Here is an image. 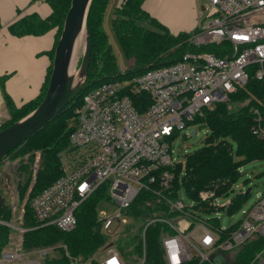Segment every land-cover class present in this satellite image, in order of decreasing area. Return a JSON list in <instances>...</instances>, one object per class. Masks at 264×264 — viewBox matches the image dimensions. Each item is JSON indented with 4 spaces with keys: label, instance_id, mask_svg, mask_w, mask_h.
Returning a JSON list of instances; mask_svg holds the SVG:
<instances>
[{
    "label": "built area",
    "instance_id": "2783aa9c",
    "mask_svg": "<svg viewBox=\"0 0 264 264\" xmlns=\"http://www.w3.org/2000/svg\"><path fill=\"white\" fill-rule=\"evenodd\" d=\"M204 1V11L199 13L200 34L191 41L196 38V43L216 46L220 54L185 51L171 64L88 89L75 109L67 144L59 153L61 175L28 199L37 226L72 230L79 204L102 186V200L116 209L111 216L99 218L102 232L110 235L126 223L127 209L137 194L149 191L163 200L166 208L146 214L142 250L145 228L160 222L171 230L160 237L166 264L201 263L216 255L224 264H233L249 242L259 247L247 264H264V192L228 226L219 225L216 218L202 217L198 211L201 206L195 207L194 201L186 204L178 195H168L173 169L183 162L172 155L171 139L184 128L200 126L193 120L202 111L226 102L248 79L259 80L264 74V0ZM124 68L120 66L119 72ZM131 93L146 95L147 103L138 100L141 111L133 105ZM252 113L250 132L264 140V115L256 108ZM217 197L200 192L198 201L209 200L211 212L222 211L228 204L217 205ZM11 206L10 217H0V227L9 230L7 243L0 249V264H41L43 251L34 254L20 249L22 234L28 228L21 225L22 213L15 214ZM143 258L141 255L140 264ZM97 262L125 264L111 242Z\"/></svg>",
    "mask_w": 264,
    "mask_h": 264
},
{
    "label": "trees",
    "instance_id": "16d2710c",
    "mask_svg": "<svg viewBox=\"0 0 264 264\" xmlns=\"http://www.w3.org/2000/svg\"><path fill=\"white\" fill-rule=\"evenodd\" d=\"M41 2L48 5L49 14L43 18L36 13L29 14L21 20L22 27L17 31L24 34L42 35L54 29V26L57 27V30L54 29L55 37L49 52L50 62L44 82L36 98L20 107L9 106V118L0 125V129L34 108L46 87L53 49L70 0H42ZM109 2L110 0H91L90 2L85 26L91 41V54L86 81L78 95L57 115L8 153L11 154L19 149L22 153L31 154L32 151L40 153V161L34 160L36 161V172L32 181L31 170H28L27 164H18L14 172L17 177L22 174L15 183L16 197L21 199L24 194H28L21 206V225L28 230L22 234L20 249L25 251L50 247L52 251L47 254L42 253L39 257L41 264H98L96 256L104 251L107 244V240L105 241L107 234L102 232L95 211V204L105 198L102 186H98L79 204L75 210L76 225L67 232H60L53 226L35 227L37 224L28 206L30 197L61 175L59 152L67 144L68 133L71 129L70 125L67 126V120L71 117V107L75 103L80 104L82 95L101 82L113 80L119 76L138 75L146 69L175 62L191 44L190 39L195 32L193 30L172 34L165 26L143 11L142 0H121L112 12L111 27L123 56L126 61L132 62L128 69L125 67L121 73L102 27ZM143 19H148L154 28L143 27L141 25ZM204 47L211 53L220 54L221 52L216 50V46L210 44ZM77 61L79 62V59ZM130 97L138 111L143 108L139 106L138 100H144L147 103L144 93L139 95L131 93ZM253 108L264 115V74L259 80L248 79L242 87L228 95L226 102L215 103L212 108L202 111L200 116L194 118L195 123L206 129L203 144L196 150L185 154L184 163L182 162L183 169L180 165L182 163L177 164L173 169L174 179L170 188V197L179 196V192L182 191L185 198L195 202V207L201 206L198 211L209 214L211 212L209 200L199 202V193L208 192L212 196L227 195L239 176L238 168L248 161L264 158V141L253 136L249 129L254 118ZM233 144H235L234 149ZM247 193H237L222 211L226 214L234 212ZM165 208L163 200L149 191H141L134 198L127 209V214L141 223L138 230L136 231L135 227L134 232L131 233L129 238H132V241L129 245L126 243L122 246L123 248L114 246L125 264V256L131 255L128 254L131 249L133 254L135 253L136 256L140 254L141 257V231L144 225V214L151 215ZM0 217L5 219L10 217L9 207L2 202L0 203ZM213 224L218 223L213 221ZM164 232L171 233V230L160 222H155L145 228L143 263L166 264L160 247V237ZM8 233L9 230L6 227H0V249L6 245ZM258 247L259 244L254 242L243 245L233 264H247ZM181 264L213 263L212 260L201 263L191 260Z\"/></svg>",
    "mask_w": 264,
    "mask_h": 264
},
{
    "label": "rangeland",
    "instance_id": "374dc122",
    "mask_svg": "<svg viewBox=\"0 0 264 264\" xmlns=\"http://www.w3.org/2000/svg\"><path fill=\"white\" fill-rule=\"evenodd\" d=\"M113 8H114L113 5H110V4L108 5V8L106 9V12H105V17L103 19L102 27L106 33L107 40L111 46V49L115 56V60H116L118 70H119L120 66H122V68L126 67L127 62L120 50V47L117 43V40L113 32V29L111 27V17H112ZM28 16L29 15L20 16L14 22L15 28L18 29L22 27L21 20ZM200 24H199V27H200ZM141 25L148 29L154 28L152 24L149 23L148 19H143ZM199 27L193 33V37H196L200 34ZM53 28L54 29L56 28L55 30H57L56 26H54ZM195 39H193L191 41V44L188 45V47L185 49L186 52L188 53H196V52L211 53L210 50H207L204 47V46H207L208 43L207 44L196 43ZM81 47L82 46L80 45L78 48L77 60L79 59V56H80ZM119 63H120V66H119ZM132 76L133 75L119 76L116 79L117 80H128ZM78 105L79 103L78 104L75 103V105L71 107L70 109L71 117H68L67 126H69L72 123L73 118L75 117V109L78 107ZM191 130L193 131V135L191 134ZM205 133H206V129L204 127H200L196 125H192L190 127L184 128L181 131H178L177 134L170 141L172 155L175 158L179 157L181 160L182 158H184L186 153H190L196 150L203 144V138L205 137ZM232 147L234 149L235 144H233ZM21 151H22L21 149H19L16 152L14 151L0 160V203L1 202L5 203L8 207H10L13 204L14 205L13 207L16 209L15 214H17L18 212H22L21 206H23L22 203L26 199L28 194H24L21 199L16 197V194L14 191L15 183L17 182V179L18 180L20 179L22 174H20L18 178L16 176V173L14 172V169L17 167L18 164H27L29 166L28 170H31V181H32L34 177V173L36 172V166H35L36 161L34 160L37 159L38 162L40 161L39 152L37 153V152L32 151V153L30 154L29 152L22 153ZM30 156H32L31 159H30ZM183 163L180 164L182 169H183ZM247 189L248 191H246ZM239 192L241 193L248 192V193L245 196V198L242 199L238 208L231 214H226L223 211H217V212H210L209 214L205 212H200V215L204 218H216L219 225L221 226H228L238 221L242 216V212L245 211L256 200L257 195L261 192H264V158L248 161L244 163L242 166H240L239 176L234 182V184L232 185V190L225 196L217 197L216 198L217 205L226 206ZM168 195L170 196V192ZM179 197H181L186 204L191 203V200L185 198V195L182 191L179 192ZM115 210H116L115 206L108 200H99L95 204V211H96L97 217L99 218L111 216V214L115 212ZM157 212L158 211H155L154 213H157ZM10 215H11V211H10ZM126 218H127L126 223L119 224L117 229L114 232H112V230L114 227H116V223L112 225L111 227L112 233L106 236L105 241L107 240V242H111L113 246L115 247L116 246L122 247L126 243H128V245L130 244V241H132V238H129V237L131 236V233L134 232L135 227H136V231L138 230V226L141 222L135 220L130 214L126 215ZM144 218H146V216H144ZM213 221L214 220H211V222ZM35 227H37V225H35ZM126 240H128V242ZM103 250H105V247ZM25 251H28L31 253H38L39 251L41 252L43 251L42 253L47 254L50 251H52V249L48 247V248L32 249V250H25ZM128 252H129L128 254L129 255L131 254V255L125 256L126 264H140L141 262L140 254H137L136 256L135 253L133 254L132 249ZM139 253H140V250H139ZM143 254H144V247L142 250V246H141V255ZM102 255H103V251L99 252L96 258H101ZM262 256H264V253H262ZM142 264H147V263L144 262Z\"/></svg>",
    "mask_w": 264,
    "mask_h": 264
},
{
    "label": "crops",
    "instance_id": "0c3cea01",
    "mask_svg": "<svg viewBox=\"0 0 264 264\" xmlns=\"http://www.w3.org/2000/svg\"><path fill=\"white\" fill-rule=\"evenodd\" d=\"M120 1L110 0L109 4L115 8ZM141 8L177 34L198 29L205 1L142 0ZM49 12L46 3L36 0H0V125L9 118V106L20 107L40 93L54 42V29L42 35L24 34L14 22L22 15L36 13L43 18Z\"/></svg>",
    "mask_w": 264,
    "mask_h": 264
},
{
    "label": "water",
    "instance_id": "95a60500",
    "mask_svg": "<svg viewBox=\"0 0 264 264\" xmlns=\"http://www.w3.org/2000/svg\"><path fill=\"white\" fill-rule=\"evenodd\" d=\"M90 2L91 0H70L53 49L44 93L28 113L0 129V159L57 115L85 84L91 54V41L85 26ZM78 40L81 42L76 48ZM80 45L82 47L77 64ZM126 62L128 69L132 62ZM191 134L193 135L192 130ZM211 260L213 264H224L219 255Z\"/></svg>",
    "mask_w": 264,
    "mask_h": 264
},
{
    "label": "bare ground",
    "instance_id": "6f19581e",
    "mask_svg": "<svg viewBox=\"0 0 264 264\" xmlns=\"http://www.w3.org/2000/svg\"><path fill=\"white\" fill-rule=\"evenodd\" d=\"M81 42V40H78V42H77V45H76V48H77V46H78V44Z\"/></svg>",
    "mask_w": 264,
    "mask_h": 264
}]
</instances>
